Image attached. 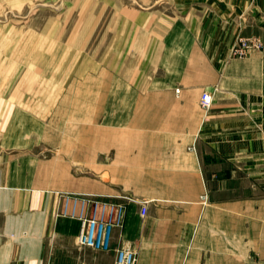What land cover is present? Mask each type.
Listing matches in <instances>:
<instances>
[{"label":"crops","instance_id":"1","mask_svg":"<svg viewBox=\"0 0 264 264\" xmlns=\"http://www.w3.org/2000/svg\"><path fill=\"white\" fill-rule=\"evenodd\" d=\"M138 4L132 77L153 81L121 90L136 96L122 104L135 113H122L120 134L106 141L119 187L99 189L125 206L109 253L81 248L80 222L59 215L55 167L32 153L45 132L34 128L46 125L21 116L22 91L12 86L22 42L0 39L8 48L0 55V114L11 112L0 117V264H115L120 247L136 264H264V50L229 57L239 37L264 42V0ZM205 92L213 98L208 111L199 107ZM124 191L134 202L113 199Z\"/></svg>","mask_w":264,"mask_h":264},{"label":"rangeland","instance_id":"2","mask_svg":"<svg viewBox=\"0 0 264 264\" xmlns=\"http://www.w3.org/2000/svg\"><path fill=\"white\" fill-rule=\"evenodd\" d=\"M142 11L138 0H0V39L22 42L14 48L22 60L12 84L22 91L21 116L27 113L46 125L34 128L45 132L32 153L55 167L52 178L62 188L59 193L111 198L99 188L119 187V176L111 175L114 160L106 141L120 134L115 124L122 113L133 116L135 111H124L122 104L128 96L130 101L136 97L120 92L153 81L132 77L137 68V13ZM24 42L32 44L29 77ZM7 49L1 47L0 55ZM24 91L31 96L28 102ZM10 113L4 110L0 117ZM33 135L39 140L41 132ZM113 194L120 200L132 192Z\"/></svg>","mask_w":264,"mask_h":264},{"label":"built area","instance_id":"3","mask_svg":"<svg viewBox=\"0 0 264 264\" xmlns=\"http://www.w3.org/2000/svg\"><path fill=\"white\" fill-rule=\"evenodd\" d=\"M264 42L258 37L238 38L231 47L230 59L242 60L251 51L260 52ZM212 96L202 93L199 106L208 111L212 106ZM60 200V216L77 219L80 222L78 243L81 248L99 253H109L113 250L112 240L116 228L121 227L124 219L125 206L111 202L110 197L86 195L77 197L56 193ZM202 196L201 200H205ZM127 202H134L124 198ZM139 213L144 217L147 213V201L138 202ZM136 254L129 248L120 247L115 250V264H136Z\"/></svg>","mask_w":264,"mask_h":264}]
</instances>
